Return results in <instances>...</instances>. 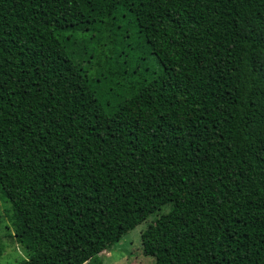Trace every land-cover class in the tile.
<instances>
[{"label": "trees", "instance_id": "1", "mask_svg": "<svg viewBox=\"0 0 264 264\" xmlns=\"http://www.w3.org/2000/svg\"><path fill=\"white\" fill-rule=\"evenodd\" d=\"M0 199L17 264L165 206L163 264H264V0H0Z\"/></svg>", "mask_w": 264, "mask_h": 264}, {"label": "rangeland", "instance_id": "2", "mask_svg": "<svg viewBox=\"0 0 264 264\" xmlns=\"http://www.w3.org/2000/svg\"><path fill=\"white\" fill-rule=\"evenodd\" d=\"M3 207L0 199V264H17L25 253L8 235L11 229ZM170 219L171 212L165 206L128 231L110 251L100 248L102 264H163Z\"/></svg>", "mask_w": 264, "mask_h": 264}]
</instances>
